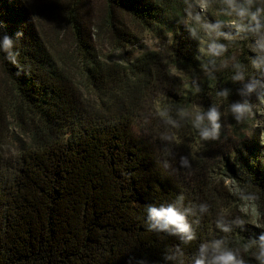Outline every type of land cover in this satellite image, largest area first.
<instances>
[{"label":"trees","instance_id":"1","mask_svg":"<svg viewBox=\"0 0 264 264\" xmlns=\"http://www.w3.org/2000/svg\"><path fill=\"white\" fill-rule=\"evenodd\" d=\"M97 1L100 13L93 0H0L7 34L23 32L16 63L0 54V264H192L201 244L218 239L259 264L250 238L264 232V143L249 112L237 121L230 109L251 105L232 77L253 76L255 36L236 33L226 0H210L212 23L228 36L220 56L186 23L189 0ZM135 23L171 34L167 63L155 51L123 63L99 57L103 40L131 43ZM168 66L192 77L185 99L221 113L215 139L180 116ZM10 129L25 138L4 156ZM241 197L256 205L257 225ZM168 204L186 213L195 239L149 229L147 208Z\"/></svg>","mask_w":264,"mask_h":264},{"label":"clouds","instance_id":"2","mask_svg":"<svg viewBox=\"0 0 264 264\" xmlns=\"http://www.w3.org/2000/svg\"><path fill=\"white\" fill-rule=\"evenodd\" d=\"M25 2V0H21ZM264 5V0H261ZM225 13L229 16L233 14L237 19L233 21V27L236 33H252L255 36L254 50L257 53L252 59L253 66L264 72V6L253 7L252 0H226ZM6 25L0 22V54L4 59L12 63L17 62L19 49V38L23 36L22 31H17L16 38L6 32ZM209 42L207 53L212 56H220L225 47L217 42V38L227 36L221 30V23L215 22L208 25ZM214 33V35H212ZM236 67H239L237 65ZM232 79L234 81H244L245 74L237 71ZM258 81L251 80L244 85L241 95H251L257 88ZM221 95L229 94L227 89L220 92ZM231 112L237 121L242 120L251 110L250 103L245 100L234 102L230 105ZM221 113L216 107H210L206 112H197L193 119V127L197 130L202 140L215 139L220 128ZM207 121V123H205ZM187 161H184L186 163ZM201 212L207 211V205L200 206ZM147 223L149 229L163 230L180 235L185 241L195 239V232L186 218V213L181 211L173 204L161 206H149L147 208ZM234 223L243 226L245 221L237 218ZM222 231L229 232L232 229L226 224L217 225ZM250 243L256 245L259 249L256 259L259 264H264V232L258 237L250 238ZM192 264H245L244 260L239 257L238 252L226 246L223 239L213 241L211 244L203 243L200 245L197 254L193 257Z\"/></svg>","mask_w":264,"mask_h":264},{"label":"rangeland","instance_id":"3","mask_svg":"<svg viewBox=\"0 0 264 264\" xmlns=\"http://www.w3.org/2000/svg\"><path fill=\"white\" fill-rule=\"evenodd\" d=\"M37 1V0H36ZM96 12L100 13L101 3L97 0H93ZM215 13V7L210 0H189V5L185 10V20L187 24H193L195 28L200 32L201 36L205 39L202 41L206 48L210 39L208 25L212 23V16ZM130 23V20H128ZM131 24V23H130ZM231 26V23H226V26ZM129 30L134 37L132 42L126 44L120 49H114L115 45L110 41L103 40L97 43L98 53L101 59L112 62H121L127 60H134L143 51H155L161 55L164 62L167 63L169 57V45L171 44V34L164 28L162 30H145L141 28L140 24L135 23L133 26L129 25ZM214 35V33L212 34ZM225 38H228L226 36ZM106 39V38H105ZM225 40L222 37L217 38V42L222 44ZM257 54L256 52H254ZM264 55V53H262ZM170 74L173 78L176 94L178 96V102L181 104L180 116L193 125V119L197 112H200V105L198 98L194 97L192 101L185 99L186 85L191 82L192 77L176 71L173 67H169ZM253 76H249L247 80L242 81L245 85L251 80L258 81L256 90L251 94V110L249 114L251 116V129L255 131V134L259 135V139L264 143V72L260 69L253 67ZM70 70L72 76L77 72L76 67L73 66ZM251 72V73H252ZM74 79H78L75 76ZM199 79V78H196ZM173 100V99H171ZM170 100V101H171ZM5 133L3 141L6 143L3 149V155H13L14 146L16 145V138L23 139L17 133L18 130L10 129ZM136 133H139L138 128H135ZM9 135V136H8ZM222 178L224 185L232 192L239 194V188L235 181L228 177V174L223 173ZM240 210L246 216L248 222L253 225H257L259 222V216L256 205L250 199L241 197Z\"/></svg>","mask_w":264,"mask_h":264}]
</instances>
